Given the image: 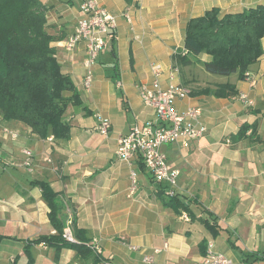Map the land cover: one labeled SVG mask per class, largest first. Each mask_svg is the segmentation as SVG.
<instances>
[{
  "label": "crops",
  "instance_id": "1",
  "mask_svg": "<svg viewBox=\"0 0 264 264\" xmlns=\"http://www.w3.org/2000/svg\"><path fill=\"white\" fill-rule=\"evenodd\" d=\"M98 2L117 17V27L98 54L93 83L86 91L85 44L78 43L70 52L64 49L80 16V0H48V32L57 38L52 46L80 103L70 105L64 116L69 137L40 139L23 123L0 117L5 175L0 181V264H143V256L155 249L160 250L158 264H201L209 243L235 264H264V37L263 54L250 66L249 80L241 81L236 74L233 80H200L195 68L210 60L205 54L175 66V57L185 55L184 32L190 19L213 8L222 15L240 13L264 5V0ZM151 63L162 68V87L173 84L189 91L175 109L200 108L205 127L188 148L178 143L161 147L178 171L177 203L171 205L163 193L165 184L154 180L138 155L126 163L115 154L120 136L154 121L138 94L141 84L151 82ZM226 83L233 84L237 94L245 93L252 105L211 94ZM99 118L111 123L107 136L97 130ZM23 150L32 154L29 167ZM131 172L136 179L130 194ZM36 181L63 196L73 226L82 232L78 237L85 244L97 240V254L80 256L68 247L58 251L29 243L55 234L41 192L33 185ZM182 205L191 213L189 221L177 212ZM203 220L218 226L216 236Z\"/></svg>",
  "mask_w": 264,
  "mask_h": 264
},
{
  "label": "trees",
  "instance_id": "2",
  "mask_svg": "<svg viewBox=\"0 0 264 264\" xmlns=\"http://www.w3.org/2000/svg\"><path fill=\"white\" fill-rule=\"evenodd\" d=\"M124 1L128 5L133 2ZM49 9L48 0H0V117L23 123L40 139L51 135L55 140H66L70 126L64 121L65 113L70 105L80 103L70 78L61 72L52 46L57 38L48 32ZM263 37L264 5L224 15L213 8L188 21L183 42L185 55L175 57V66L191 61L189 56L205 54L210 58L203 62L207 73L223 77L236 74L243 81L250 66L263 54ZM211 94L224 97L237 92L233 84L226 83L215 86ZM33 185L41 192L55 234L29 243H44L58 251L68 247L80 256L93 252L85 244L87 241L78 237L82 232L73 226L74 219L66 212L63 196L46 182L36 181ZM167 198L169 205L177 203L176 196ZM180 210V215L184 212L191 216L187 206L182 205ZM67 220L71 221L72 236L78 242L64 240ZM203 223L213 236L217 235L215 223Z\"/></svg>",
  "mask_w": 264,
  "mask_h": 264
},
{
  "label": "built area",
  "instance_id": "3",
  "mask_svg": "<svg viewBox=\"0 0 264 264\" xmlns=\"http://www.w3.org/2000/svg\"><path fill=\"white\" fill-rule=\"evenodd\" d=\"M79 13L80 16L74 32L67 37L64 49L70 52L78 43L83 42L85 44L82 87L89 91L93 83V68L98 54L105 48L106 40L113 37V30L117 27V17L102 7L98 0H80ZM124 17L128 22H131L128 14H125ZM149 70L151 82L141 84L138 87V94L142 103L152 110L154 121H147L141 127L135 125L129 134L120 136L115 154L119 160L126 163H131L138 155L154 180L159 184H165L164 194L171 198L175 196L174 188L178 171L168 164L167 157L162 152L161 147L178 143L182 148H188L191 141L203 136L205 127L200 122L202 113L200 108L191 107L184 112H178L175 109L176 102L185 99L189 91L182 86L173 84L162 87L160 84L162 76L160 64H149ZM245 80H249L248 73ZM232 98L248 106L253 103L245 93H238ZM110 129V121L106 118H99L98 132L107 136ZM48 142L52 143L53 139L49 138ZM23 154L25 155L24 165L29 167L32 154L27 150H23ZM135 179V173L131 172L130 194L134 189ZM181 218L184 221H189L186 213H182ZM70 224L71 221L67 220L63 230V238L72 243L74 239L71 235ZM88 246L94 253H98L97 240H92ZM159 252L160 250L155 249L150 254L144 255L142 263L158 264L155 256ZM201 264H235V262L228 256L217 252L214 245L209 243L205 255L201 258Z\"/></svg>",
  "mask_w": 264,
  "mask_h": 264
},
{
  "label": "rangeland",
  "instance_id": "4",
  "mask_svg": "<svg viewBox=\"0 0 264 264\" xmlns=\"http://www.w3.org/2000/svg\"><path fill=\"white\" fill-rule=\"evenodd\" d=\"M195 72H196V75L197 77L200 79V80H204V81H220L222 79H224L225 77L223 76H219V75H212V74H209L207 73L202 66H199L195 68ZM235 75H231L230 76V80H233V77ZM3 168H4V163L3 161L0 160V181H2L5 177V175L3 174Z\"/></svg>",
  "mask_w": 264,
  "mask_h": 264
}]
</instances>
